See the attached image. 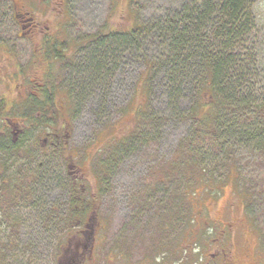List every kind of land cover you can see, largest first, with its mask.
I'll return each instance as SVG.
<instances>
[{"label":"rangeland","instance_id":"rangeland-1","mask_svg":"<svg viewBox=\"0 0 264 264\" xmlns=\"http://www.w3.org/2000/svg\"><path fill=\"white\" fill-rule=\"evenodd\" d=\"M189 1L0 0V104L8 108L23 106L30 97H41L44 93L40 90L57 89L55 101L61 111L58 129L71 126L72 141L68 148L73 150L81 167L85 196L93 199V192L98 188L103 191L97 217L104 221L106 230L104 251L97 264H193L197 257L190 251L198 248L195 245L201 243L203 250H211L210 236L218 237L216 234L223 230L220 228L231 223L236 224L232 233L235 239L239 243L242 240L236 249L239 255L243 250L264 249V156L253 145L238 147L231 141L237 136L229 134L221 141L233 142L227 148H232L231 160H236L235 164L243 160L247 171L238 182L215 154L204 155L195 165L186 163L210 153L213 144L204 140L214 138L213 127H206L202 132L201 143L194 142L196 135L192 137L196 125L191 111L196 107L193 106L197 101L195 95L201 92V78L197 77L198 83L193 89L190 85L172 89L173 79L166 68L155 66L150 70V61L157 58L155 62H158L163 53L160 52L164 48L162 40L144 36L142 49L120 36L136 24L153 25ZM250 1V10L245 13L253 18L258 46L247 83L250 79L253 81L245 95L253 97L254 113L250 114L249 110L247 113L251 125L255 126L256 109L264 101V0ZM13 10L28 13L27 18L35 19L39 31L28 33L27 29H21ZM99 31L119 34L115 50L108 53L103 50L100 62L93 65L81 58L82 73L76 67L64 69V64L50 56L49 44H56L64 56L76 59L72 53L77 43ZM63 45H66L65 51ZM21 114L9 109L4 117L8 116L11 123L18 117L23 119ZM36 133L30 131L29 136ZM131 133V146L110 169L104 172L98 169L99 161L110 153L111 144L124 143ZM25 159L13 161L17 166L12 169L9 161L3 162L0 158V172L4 171L0 175V203L12 199L21 206L12 210L9 219L13 222L5 228L8 231L12 227L7 239L13 243L10 253L0 258V264H65L71 254L61 255L57 250L67 239L69 227L39 224L37 205L33 206L34 210L25 206L33 197L41 199L40 187L35 186L31 200L25 199L28 195L22 193L29 189H15L31 186L39 175L34 163ZM55 167L56 183L47 185L52 188L50 201L65 206L62 193L65 166L56 160ZM31 169L34 179L27 177ZM3 180H7V186H15L10 191L12 198L6 193L8 189ZM183 187L184 192L179 195L177 192ZM251 187L256 188L253 193L247 190ZM248 193L256 198H249ZM258 194H262L263 200ZM177 195L181 198L180 204ZM253 199L262 203L255 206ZM161 208L165 209L161 211ZM174 212L179 218L169 219ZM62 214L63 211L57 217L62 218ZM25 218L28 224L22 225L20 220ZM259 235L262 238H257ZM42 241L47 248L38 247Z\"/></svg>","mask_w":264,"mask_h":264},{"label":"trees","instance_id":"trees-1","mask_svg":"<svg viewBox=\"0 0 264 264\" xmlns=\"http://www.w3.org/2000/svg\"><path fill=\"white\" fill-rule=\"evenodd\" d=\"M250 3V0H191L184 3L179 11L158 20L153 25L136 24L132 26L131 31L122 33L120 36L122 40L132 41V45L137 44L142 49L144 43L141 39L144 36L152 35L162 40L161 44L164 48L160 52L163 53L158 58V62H155L157 58L149 60L150 70L155 66L166 68L167 73L173 79L172 89L176 86L186 88L189 85L193 89L198 83L197 77L201 78V92L195 95L194 98L197 101L193 106L196 107L191 111L192 120L196 125L192 137L196 135L197 139H201L200 135L206 127H213L219 133L218 138L215 136V139L221 141L229 134L237 136L231 141H235L238 147L247 148L253 145L255 150L264 156V117L262 115L264 101L256 109L258 112L253 120H257L258 123L254 126L251 125V119L248 118L247 113V110L250 114L254 113L251 109L253 97L245 95V91L248 93V88L253 81L250 79L247 83L248 76L252 73V66L255 64L258 46L253 18L245 13L250 10ZM118 35L115 32L105 34L99 31L94 35L84 36L79 42L78 59L77 57L72 59L73 56L71 58L64 56L58 50H55L53 56L64 64V69L69 70L76 67L77 70H82V73L84 68L81 58L86 59L89 65L100 62V55L104 54V51L108 53V50H115L114 43ZM62 48L65 51L66 45ZM54 84L57 85V83ZM56 90L50 89L51 94L46 98L43 100L32 98L26 105L50 107L51 110L45 115L49 117L47 121L51 120L58 126L61 113L55 101ZM217 90H223V93L219 94ZM244 96H246L245 99H242ZM3 106L5 105L0 104L1 108ZM25 115L28 116L29 113ZM246 122L247 126H245ZM243 138L246 141H243ZM124 141L122 144H111L110 153L99 161L98 169L103 171L110 169L109 167L131 146L132 133ZM231 143L233 142L216 143L210 147V153L201 154L186 163L195 165L204 155L215 154L222 159L219 162L224 167H228L230 163L235 164L236 160L229 161L232 148L229 150L227 148ZM12 145L13 143L9 141V148ZM215 147L217 150H213ZM13 152L9 151L10 154ZM58 153L56 160L61 161L65 166L66 150L63 149ZM45 172L53 182L56 181L55 165L48 167Z\"/></svg>","mask_w":264,"mask_h":264},{"label":"flooded vegetation","instance_id":"flooded-vegetation-1","mask_svg":"<svg viewBox=\"0 0 264 264\" xmlns=\"http://www.w3.org/2000/svg\"><path fill=\"white\" fill-rule=\"evenodd\" d=\"M37 0H34L36 2ZM13 14L16 18V21L19 23L21 29L25 30L27 29L28 33L39 31V26L35 23V19L31 18L28 19L27 15L28 13H20L19 11H14ZM49 50L51 53V57L53 56L55 50H59L56 48V44H49ZM80 46V43H77L75 46V52L72 53L75 55V57L78 56V48ZM71 54V55H72ZM54 57V56H53ZM55 58V57H54ZM39 91V90H38ZM37 91V92H38ZM40 92H43L44 94L41 97H30V99H39V98H46L48 95L51 94V91H44L40 90ZM39 92V93H40ZM9 109L14 110V112H21L23 114V119L21 117H18V120L16 122L9 123V117H4V114L9 111ZM60 111V108H57ZM51 110L50 107L47 106H29V105H23V106H12L10 108L3 106L0 107V158L4 162H10L11 168L14 169L17 164L13 163V161H17L16 159H22L26 158L25 160L29 161V163H34L35 169L38 172L39 175L33 176V169L28 170L29 171V178H33L34 182L31 186H27L25 188H19L15 186H7L6 182L7 180H3L2 182L5 185V189H8L6 193H9L10 198L11 196V189L13 187L18 190H25L22 191L25 195H28L25 197V199L29 200L31 197V194L34 195L35 186L40 187L41 189V199H36L35 197L32 198V201H26L27 205H25L28 209L34 208L33 206L37 205L35 208H37V214L41 216L39 219V224L49 226V225H65L69 227L70 233L67 236V239H64L62 245H60L58 252L60 251V254H71L70 257H68L65 260V264H97L98 259L101 257V253L104 251L103 246V240H104V232L106 230V224L104 221H100L97 217L99 214L98 204L101 195L103 194V191H98L95 193L93 192V199H88L86 197L87 191L85 190L84 183H83V176L81 174V167L77 163V156L75 153H73V150L71 148H68V144H70V141H72V132H71V126L64 125L63 128L58 129L59 127L55 125L54 122L47 121L49 118L48 116H45L46 113ZM61 112V111H60ZM29 113L28 116L25 114ZM21 114V115H22ZM264 117V116H263ZM24 122V123H23ZM14 128H12V126ZM34 127H37L38 130H36ZM34 131L37 132L35 136L31 134L29 136V132ZM214 138H204L205 141H213L214 145L216 143L222 142L219 141V139H215V136L218 138V132L216 130L213 131ZM230 132H228L229 134ZM38 138V139H37ZM9 141L13 143L11 148H9L8 144ZM218 141V142H216ZM243 141H246L245 138H243ZM196 143L203 142V139H197V141H194ZM16 146V147H15ZM66 150V153L68 155H65V185H63V191L64 194L63 200L65 201V206L57 205L54 202L50 201L49 194L52 192V188L50 185L53 182L46 174V170L55 165V161L57 158L58 152H62ZM213 150H217V148H213ZM9 151H14L16 153H9ZM103 160V159H102ZM229 161L231 160V155L229 157ZM186 162V161H185ZM229 162V163H230ZM99 164V163H98ZM248 164V163H247ZM249 165V164H248ZM251 166L253 163L250 164ZM7 166V165H6ZM244 161L243 160H237L236 164L230 163V165L227 167V172H229V175L233 177L238 178L237 182L240 180V177H242L244 174H246V169L243 167ZM194 171V170H193ZM4 171L0 172V175L3 174ZM22 172H25V166H23ZM43 172V173H42ZM102 172H104L102 170ZM191 173V172H189ZM196 173V172H195ZM192 174V173H191ZM199 176V174L197 173ZM202 176V175H201ZM195 178V177H194ZM201 180V179H200ZM196 181V180H195ZM196 183V182H195ZM249 188V186H247ZM242 189H245L242 185ZM241 189V190H242ZM251 193L256 190L254 187H251V189H247ZM184 192V187L181 188L177 193L180 195ZM248 193V197L253 196V194ZM177 195L179 204L181 202L180 196ZM255 195V194H254ZM259 198L263 200V198L260 196L262 194H258ZM248 198V200H249ZM255 199L256 196H253ZM253 199V200H254ZM31 200V199H30ZM245 204L246 207H248V202ZM252 202V201H251ZM255 202V200H254ZM253 203V202H252ZM255 206H258L261 201H256ZM15 207L19 208L21 206L17 205V203L12 202V199L10 202L0 203V258L4 257L5 255H8L9 248L11 247V243H13L12 239L9 240L8 237V231L12 230V227L10 229L5 230V228L10 224H12L13 220L9 219L12 218L13 212L12 210L15 209ZM243 207V206H242ZM165 208H161V211H163ZM34 210V209H32ZM40 212H39V211ZM156 210V208H155ZM63 211L62 218L57 217L61 214ZM208 213V212H207ZM26 214V216H28ZM201 212H198V216H202ZM48 215V217H47ZM162 217V215H161ZM179 218V214H176L175 212L171 214L168 218ZM95 221V223H94ZM22 225H27V218L20 220ZM160 226L164 225L161 224ZM236 228L235 223H231L228 226L221 227L220 231L216 235L218 237L213 238V236H210V249L209 251H205L202 248L201 243H198L199 245H195L198 248L195 250H191L190 252L192 256H196V260L193 264H239L237 260H245V262H241L240 264H264V249H256V250H243L241 251V255L238 254L236 249L242 243V240L239 241L235 239L234 232ZM202 230V227H201ZM205 230V229H204ZM7 234V235H5ZM12 236V235H11ZM4 237L6 239H4ZM13 238V237H12ZM257 238H262L261 235H259ZM205 239H203L204 241ZM42 244H39L38 247H44L47 248V245L45 241H42ZM260 240L257 239V245H259ZM64 243H66L64 245ZM248 241H245V244H248ZM51 247V244L49 245ZM261 246V245H260ZM56 247V246H55ZM33 254H35V250H31ZM123 250L120 251V255L123 254ZM204 252H210L209 254H205ZM110 253V252H109ZM194 256V257H195Z\"/></svg>","mask_w":264,"mask_h":264}]
</instances>
